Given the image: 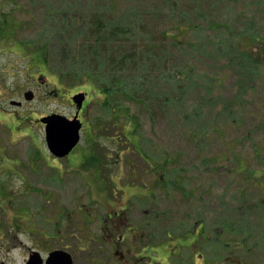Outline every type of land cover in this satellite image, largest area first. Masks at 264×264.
<instances>
[{"label":"rangeland","instance_id":"1","mask_svg":"<svg viewBox=\"0 0 264 264\" xmlns=\"http://www.w3.org/2000/svg\"><path fill=\"white\" fill-rule=\"evenodd\" d=\"M93 24L105 52L89 74L61 79L35 54L47 45L52 58L56 40L77 53L72 36ZM0 29V264H22L41 233L80 227V206L98 215L99 235L106 191L122 200L148 186L155 201L126 203L165 215L156 235L203 222L199 254L173 264H264V0H0ZM82 87L91 103L80 145L56 160L37 119L71 117L68 96ZM143 153L163 166V202L152 175L141 189L127 175L140 160L151 168Z\"/></svg>","mask_w":264,"mask_h":264},{"label":"flooded vegetation","instance_id":"2","mask_svg":"<svg viewBox=\"0 0 264 264\" xmlns=\"http://www.w3.org/2000/svg\"><path fill=\"white\" fill-rule=\"evenodd\" d=\"M42 77L43 79L47 78L45 74H42ZM40 83L42 86L46 85L45 81ZM79 92L85 94L82 108L78 112V118L83 124L85 114L88 112V91H75L69 95V98ZM74 115L68 118L71 119ZM97 171L98 169L96 168L94 173L96 174ZM127 175L132 176L130 181L133 184L135 180H138V184H136L140 186L139 189L148 186L145 184L144 178L147 175H152L153 181L151 185L155 186L156 181L159 185V197L157 200L160 202L165 200L164 194L161 192V186H165L166 182L163 173L132 171ZM147 188L149 192L146 195L139 196L136 193L129 194V192L125 191V196L122 200H119L117 195L113 196L112 199L107 198L106 203L101 205L105 210H101L103 213L100 214L102 226L99 229V235H94L95 231L91 229L97 221L94 218H98V215L93 218V213L89 211V206H86V208L80 206L79 210L84 214V221L80 222L82 225L80 227L75 225L74 229H68L69 231L65 230L64 235L59 234L61 227L49 236L41 233L44 240L39 238L35 246L24 247L25 255L22 264H47L48 258L51 259L49 264H165L166 261V264H173L171 258L178 261L183 259L193 261L194 257L199 254L196 244L200 235L198 232L199 222L192 224L191 230L180 235L169 233L167 229H164L160 235H156L154 228L159 223L160 218L165 215L161 216L158 213L159 210L157 212L153 211L154 208L141 210L140 214H137L133 210L132 205L126 203L129 195L155 201L154 192L156 189L149 186ZM121 193L123 192L121 191ZM127 202L129 201L127 200ZM131 213L135 219H132ZM62 215V213H53V216L58 218ZM90 219L92 221H89ZM68 225L72 227L70 223ZM168 238L170 239L168 240ZM175 240L177 243L172 245L171 243ZM183 248H186L188 253H182ZM200 258L204 259L202 256Z\"/></svg>","mask_w":264,"mask_h":264},{"label":"trees","instance_id":"3","mask_svg":"<svg viewBox=\"0 0 264 264\" xmlns=\"http://www.w3.org/2000/svg\"><path fill=\"white\" fill-rule=\"evenodd\" d=\"M83 28V27H81ZM3 29H0V35L3 33ZM61 35L64 36L65 31L60 32ZM72 34V31L70 32ZM105 31L99 24H93L89 31H84V30H77L72 38H81V48L77 53L72 52V47L71 45H67L66 43H62L58 40L55 41V54L52 56V58L49 56V52L47 51V45L43 47H39L36 51L35 54L39 58V60L43 63L50 64L56 69H63V70H58L61 72L59 74L60 78L67 77L72 78L75 76L83 75L81 74L82 72H87L88 74L91 72V68L93 70H96L97 67H100L97 62H101L102 55H104L105 49L103 46L105 45V37H104ZM76 42L77 39H76ZM76 44V43H75ZM74 48L76 46H73ZM247 56V55H246ZM253 57L258 59V55L256 56L253 53H250L249 56H247V59L250 62L257 63L258 60H253ZM263 59H261V63H263ZM264 66V64H263ZM76 68H79L78 70H75ZM90 81L95 84V79L92 77L93 75H90ZM114 85L110 87L111 89H118L119 90V85L116 83H113ZM107 87V86H104ZM110 90L108 87L106 88ZM86 162V160H85ZM96 162H94V168L96 166ZM163 173V169H160ZM202 223L199 222L198 224V232L199 234H203V229H202ZM17 229L20 227L19 225L16 224ZM221 229H218L220 228ZM216 229V233L218 236L223 235V230L225 229L224 226H220ZM167 232L172 233L170 230H167ZM194 234V232H193ZM226 246H232L230 243L226 244Z\"/></svg>","mask_w":264,"mask_h":264},{"label":"water","instance_id":"4","mask_svg":"<svg viewBox=\"0 0 264 264\" xmlns=\"http://www.w3.org/2000/svg\"><path fill=\"white\" fill-rule=\"evenodd\" d=\"M24 99L31 101L33 93L28 91L24 93ZM72 101L76 105V110L79 111L84 101V94L79 93L72 97ZM20 103L11 102V105H19ZM44 125L45 143L48 151L56 158L66 157L78 144L80 140L81 123L77 117L68 119L60 114H51L42 117L39 120ZM37 255V254H35ZM53 256V254H51ZM50 258L47 259V264L50 263Z\"/></svg>","mask_w":264,"mask_h":264}]
</instances>
